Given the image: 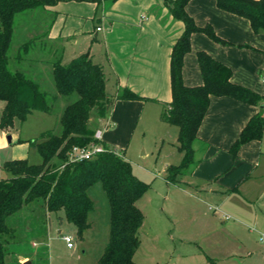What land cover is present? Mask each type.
Returning <instances> with one entry per match:
<instances>
[{
    "label": "crops",
    "instance_id": "obj_1",
    "mask_svg": "<svg viewBox=\"0 0 264 264\" xmlns=\"http://www.w3.org/2000/svg\"><path fill=\"white\" fill-rule=\"evenodd\" d=\"M187 11L200 26L210 24L227 44L216 42L201 32L193 33L192 50L186 55L183 67L185 83L189 86L203 84L197 56L198 51L203 50L233 70L235 83L264 94V32H255L247 18L220 9L216 0H190ZM22 13H38V16L43 15L52 22L51 30L45 33L53 43L54 61L63 52L69 51L72 58L90 52L93 60L105 70L110 95L116 96L128 88L147 98L117 99L107 116L98 117L101 122L106 120L105 128H102L103 144L123 151L125 155L137 126L143 120V126L151 125L164 131V135H170V146L176 151L171 149L169 153L176 152L178 157L173 161L180 164L183 153L177 147L178 128L163 120L162 113L172 100V48L183 34L185 24L173 17L164 0H102L100 3L62 0L52 7L19 12L14 18L8 53L14 40L17 16ZM42 26L46 24L42 23ZM98 26L102 30L98 31ZM13 57L19 58L18 55ZM11 62L9 54V69ZM11 71L21 70L15 66ZM260 112H263L261 104L251 105L229 96L211 98L194 142V162L179 176L178 183L166 179L176 190L177 200L212 201L219 205L223 215L264 227V132L261 139L243 144L237 155L231 152L242 129ZM29 204L32 213L27 212L28 215L18 219L16 216L21 209L11 215L8 218L10 227L15 232H22L19 224L24 220V228L28 224V230H37L33 215L35 207L40 205L47 215L46 229L50 233L51 214L56 220L60 214L49 212L43 201ZM59 222L63 224L64 220L59 219ZM208 229L207 226L178 227L179 233L207 232ZM59 232L63 233V230L59 229ZM63 235L67 234H62V239ZM32 246L37 245L33 242ZM74 247L75 244L68 248ZM12 253L9 251L6 264H25L27 261L34 264L28 250L18 252L17 256Z\"/></svg>",
    "mask_w": 264,
    "mask_h": 264
},
{
    "label": "trees",
    "instance_id": "obj_2",
    "mask_svg": "<svg viewBox=\"0 0 264 264\" xmlns=\"http://www.w3.org/2000/svg\"><path fill=\"white\" fill-rule=\"evenodd\" d=\"M62 0H0V100L5 102L0 127L8 129L17 121L24 122L35 110L50 112L51 107L39 85L22 72L9 69V48L14 32V18L19 12L39 7H52ZM100 3L102 0H90ZM115 1V0H113ZM174 18L182 20L185 30L174 43L170 60L172 100L165 105L162 118L178 128L177 147L183 153L180 164L167 167L168 180L179 182V176L195 159L194 142L213 96H229L251 105H262L263 112L255 114L242 129L231 148L237 155L239 148L259 140L264 132V94L235 83L233 70L206 51H198L203 84L189 86L183 78L186 55L192 50L191 36L201 32L216 42L227 44L214 28L200 26L188 13L190 0H164ZM217 6L227 12L247 18L255 32H264V0H216ZM26 48L28 44L24 45ZM53 74L59 95L76 94L61 117L62 133L49 130L32 140L42 157L38 164L28 159L4 162L10 176L0 180V264H6L14 229L8 218L34 201H43L49 212L59 213L77 228L79 236L91 227L89 217L94 203L89 189L101 182L110 203V239L97 264H139L134 256L140 245L139 230L144 215L137 200L149 188L138 178L132 163L123 151L109 148L92 159L72 162L70 150L95 140L90 126L96 111L105 117L117 99L147 98L131 89L116 96L107 91V76L103 66L95 62L90 52L73 57L64 64L53 62ZM119 152L121 154H119Z\"/></svg>",
    "mask_w": 264,
    "mask_h": 264
},
{
    "label": "rangeland",
    "instance_id": "obj_3",
    "mask_svg": "<svg viewBox=\"0 0 264 264\" xmlns=\"http://www.w3.org/2000/svg\"><path fill=\"white\" fill-rule=\"evenodd\" d=\"M38 13L17 16L9 52L12 56L10 69L14 70L17 66L27 78L36 82L45 93L51 110H35L24 122L17 121L8 129L0 127V180L10 176L3 167L7 160L28 159L33 164L42 162L41 154L32 140L49 130L61 134L64 110L77 98L76 94L64 96L57 92L53 74L54 55L51 51L53 43L45 33L51 30L52 22L43 15L38 16ZM42 23L46 26L43 27ZM25 44H28L26 48ZM16 55L18 60L13 57ZM58 58L64 64L72 59L69 51L63 52ZM4 107L5 102L0 100V120ZM98 117L101 116L94 111L90 121L94 130L105 128L106 125V120L101 122ZM169 138V134L164 135V131L156 127L148 124L143 126L141 120L125 152L134 174L149 184V188L136 202L144 215V222L139 230L140 245L135 261L139 264H264V227L223 215L219 205L212 201L201 203L176 199V190L166 180V166L178 164L173 161L178 154L169 153L171 149L175 150L170 146ZM89 196L94 203V210L89 217L91 227L83 236L78 235L74 224L66 219L60 224L59 219L57 221L52 214L53 223L49 233L46 229L47 215L39 205L35 207L33 215L37 230H28V224L24 228V220H21L19 227L22 232H14L9 246L12 255L17 256L18 252L28 250L34 264H97L110 239L111 211L101 182L91 186ZM29 205L18 212V219L32 213ZM188 226H207L210 230L179 233L178 227ZM62 234L73 236L74 248L67 247ZM33 242L36 247L32 246Z\"/></svg>",
    "mask_w": 264,
    "mask_h": 264
},
{
    "label": "built area",
    "instance_id": "obj_4",
    "mask_svg": "<svg viewBox=\"0 0 264 264\" xmlns=\"http://www.w3.org/2000/svg\"><path fill=\"white\" fill-rule=\"evenodd\" d=\"M97 30H102L101 26L97 27ZM264 79V77H263ZM95 140L91 143L80 146L76 145L74 146L70 152H69V160L72 162L82 161V160H88L92 159L95 156H97L100 153L106 152L109 150V148L103 144V130L97 129L94 134ZM119 154H121L119 152ZM63 239L67 243L68 247H73L74 245V238L72 235H63Z\"/></svg>",
    "mask_w": 264,
    "mask_h": 264
},
{
    "label": "water",
    "instance_id": "obj_5",
    "mask_svg": "<svg viewBox=\"0 0 264 264\" xmlns=\"http://www.w3.org/2000/svg\"><path fill=\"white\" fill-rule=\"evenodd\" d=\"M25 264H32L31 261H27Z\"/></svg>",
    "mask_w": 264,
    "mask_h": 264
}]
</instances>
